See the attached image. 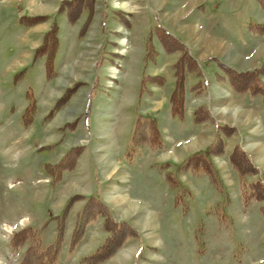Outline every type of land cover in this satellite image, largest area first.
<instances>
[{"label":"rangeland","instance_id":"1","mask_svg":"<svg viewBox=\"0 0 264 264\" xmlns=\"http://www.w3.org/2000/svg\"><path fill=\"white\" fill-rule=\"evenodd\" d=\"M185 1L173 0L158 10L153 0H0V264H46V259H52L58 241L57 225L64 218L61 211L66 204V208L70 204L73 207L67 215L66 245L64 241L61 245L62 238L59 239L64 260L65 249L70 248V255L75 251L76 257L80 256L79 264H88L89 257L109 237V232L101 227L102 222L109 221L114 222L127 238L106 264H264V161L258 160L264 159V130L256 121L264 115L261 110L258 113L250 107L245 98H227L224 99L226 103L212 109V118L217 123L228 125L227 130L236 127L243 131L238 136L235 130L236 142L242 141L240 145L245 152L240 162L244 170L241 175L233 169L230 155L209 159L205 155L200 157L197 152L190 160L176 166L159 160L169 158L168 153L150 158L144 149L134 147L132 140L125 145L124 151L121 144L115 142L110 157L103 149L104 144L91 143L96 92L102 89L101 86L107 87V84L103 85L105 77L110 80L108 87L113 89L120 102L125 93L124 82H130V92L127 89L130 95L138 76L136 65L130 63V58L135 61L140 55L138 40L136 49H130L131 39L140 37L137 17L145 16L151 22L154 34L171 38L160 28L164 27L162 17L173 10L171 5L176 8ZM247 1L228 13L223 12L228 7L224 3L217 11L205 4L202 12H196L200 15L196 23L203 27L210 15H216L210 32L231 51L249 49L253 45V49L245 50L243 55L249 59L257 50L258 59L255 56L251 62L246 61L248 63L238 72L254 71L252 66L259 62L261 70L254 72L264 84V35L256 41L255 37L249 39L246 32L259 5L257 0ZM181 13L180 10L178 15ZM133 17L137 27L132 31ZM37 18L39 22L35 25H27ZM190 19L192 22V17ZM53 25L58 33L57 50L63 54L52 78L60 74L63 94L72 89L69 98H72L74 115L66 114L68 120L73 118V123L68 121L71 126L54 130L51 135L43 129L50 119L46 114L50 112L44 115L46 117L38 116L35 102L38 97L36 79L45 78L44 59L35 57V49ZM149 37L155 38L151 33ZM190 38L191 46L200 45L194 37ZM217 45L228 55L227 48ZM74 56L71 61L70 57ZM96 57L98 64L92 67ZM230 57L235 60L231 54ZM107 59H114V62L104 69V77L101 63ZM200 71L204 76L195 88H200L202 82L204 94L211 76L204 68ZM39 72L41 75L37 76ZM227 72L233 74L230 70ZM92 73L94 83L87 87ZM213 80L218 81V78L214 76ZM255 86L264 87L259 82H255ZM251 87L248 93L253 95L251 92L256 87ZM59 92L57 90L51 96L54 99L52 106L56 105L57 98L58 101L61 99ZM84 95L89 100L81 118L84 122L81 131ZM198 97L195 100L189 98L187 106L204 103L210 106L208 96L207 100L201 95ZM30 103L34 104V109L25 115ZM168 103L170 105L169 99L163 106ZM241 108L253 111L252 117H241L237 113L234 118L233 113L241 112ZM164 137L169 136L164 134ZM163 149L165 151V147ZM69 153L66 169L62 170V166L57 165ZM91 156L101 161L106 174L112 173L110 178L102 179ZM108 158H113L112 166L106 163ZM58 176V181L54 182ZM240 181L244 183L243 195ZM115 198L122 199L123 204L111 206L114 210L110 217V205L106 206L104 202L112 204ZM96 214H100V224L89 226L85 237L80 239V236L78 243L72 244L71 235L88 225ZM76 223L79 228L75 227ZM68 243L71 246H67ZM127 253L128 258L119 259ZM58 258L48 264H56Z\"/></svg>","mask_w":264,"mask_h":264},{"label":"crops","instance_id":"2","mask_svg":"<svg viewBox=\"0 0 264 264\" xmlns=\"http://www.w3.org/2000/svg\"><path fill=\"white\" fill-rule=\"evenodd\" d=\"M171 1L173 0H153V4L155 5L156 9L161 10L162 6L164 8V6H166ZM246 2L248 1L247 0H186L183 3L184 5L183 4L181 6L179 5V7H176V8H175V5H171L173 10L169 13V15L165 14L162 17L163 18L162 22L164 24V27L161 26L160 28L164 32H166L172 39H174L178 44H181L183 45V47L186 48L190 58L192 59L195 65L194 70L191 71L190 73H186L185 75L183 114H182L181 119H179L177 116L171 115V108H170L169 103L163 106V102L168 101L173 91V88H174L175 74H174L173 66L179 60L180 53L176 51L167 53L166 47L170 46L171 48L172 47L171 44H167V46H164L162 42L159 40V34H154V28L152 29L151 22L148 21V19L145 18V16H142V15L138 16L137 18L139 19L138 23L140 26L138 32L140 34V37H138L139 39L138 38L131 39L132 46L130 49L131 50L133 49V51L136 49V48L134 49V47H135L136 41L138 40L141 46L140 50L138 51L142 52V54L139 52L140 54L139 58L138 60L136 59L135 61H134V58L131 59L130 55L128 54L130 61H131L130 62L131 66L136 65L138 76L136 78V81H134L133 85L131 86L130 95L127 92V89L130 92V89L128 88L130 86V82H127L129 85L124 82V85H125L124 89H125L126 94L124 93L125 96L121 95L120 102H117L119 97L118 98L115 97L117 94L115 95L113 89L108 87V83H110V80H108L107 77H105V72H104V69L107 70L109 68L108 66L113 64L114 59H112L111 61L107 59L101 63V69L103 70L104 77H105V83L103 85L107 84V87L101 86L102 89L100 91L97 90L96 92L97 95H96L95 103H94L95 110L93 111L94 115H93V121H91L92 127L90 130V133L92 134V140H93L91 143L98 142L100 144H104L103 149L106 150V153L107 155H109V157L111 156V154H113L112 150L114 149L115 142L117 143V145L121 144V149L123 148V151H124L125 145L130 144V140H132V132H133L135 120L138 115H141V116L152 118L155 120L158 131H159V137L163 145L162 147H165V151L164 149L155 151L154 149H151L147 147L146 145L140 146V148L144 149L146 155L150 156V158H156L157 156H161L163 152H166L168 153L167 156L169 158H166V159L159 158V160L161 161L164 160V162H170L171 165L180 166L184 164L186 160L190 158V156L196 154L197 152L200 153L204 151L205 149L209 148L216 141H218V139L220 140L221 144L219 147H217L216 153L212 155L210 159H212L214 156L215 157L217 156L220 158L221 157L226 158V156H229L232 153V149L236 147H238L244 152V150L242 149L240 145L242 141L236 142L237 140L236 133H238V136H239L241 132L243 133V131L240 128H236V127H232L231 130L229 127V130H227L226 126L228 127V125L224 123H217L216 120L212 118L214 116L212 109H216V107H218L219 104L221 103H226L225 100L227 98L231 100H240L242 98H245L248 101L249 105H251L250 107L258 110V111L255 110L258 113H260V110H261L262 114L264 115V104H263L264 96L259 95V94L250 95L248 93L252 88L251 86L252 85L253 87L255 86V82H259L260 84L264 85L257 78L256 72H254L256 69L259 68L258 67L259 62L258 61H257L258 63L255 62L254 65L252 66V68H254V71L253 70L245 71L247 72L246 73L247 77L245 78L247 80L246 82L247 86L245 88H243V86L240 85V82L242 81L237 82L239 80V76L244 74V73L238 72L239 68L241 69L243 67V64L248 63L246 61L252 60V58H254L255 56H256V59H258V51L255 50L254 51L255 54H253L251 58L247 59V56H244L243 52H245V50L248 52L249 49L252 50L253 45L249 49L239 48L237 51L233 52L231 51V48L228 47V45L223 43V41H219L216 38V36L210 32L213 29V20L215 18L214 16L216 15H212V16L210 15L203 27H200L198 23L196 22H198V19L200 18L199 13L202 12L201 9L203 5L205 4L210 6L211 9L215 8V10L217 11L221 7V4L223 7V3H224V5L228 6L227 9L229 8V10L226 9V10H223V12L228 13V12L233 11L235 8H239L240 5L245 4ZM257 2L259 6L256 7L255 11L252 14V18L250 19L251 22L249 23L250 28L246 29L247 37L249 39L255 37L256 41L259 40V38H261L260 36L264 35V7L260 5V2H264V0H257ZM180 10L182 11V13L178 15ZM197 11L199 13H196ZM195 13L197 15H195ZM190 17H192V22L190 21L191 20ZM132 19L134 21H132L130 24L131 26L130 30L133 31L137 27L135 25L137 22H135L136 20L134 17ZM259 27H261V29H259ZM188 29H194V30L192 31ZM150 33L153 34L155 38L151 39L149 37ZM190 37H194L195 41L198 42L200 45L198 47H195L193 45L191 46ZM148 38L150 39L149 43L151 46L154 47L155 49L154 51L156 54L153 55L151 60L144 62L143 59H144V54H145L146 47L148 44ZM203 40L205 41L204 43H203ZM156 44H158V46H156ZM217 44L223 46L224 48H227L228 55H226L225 54L226 51L223 49H220ZM70 49H74V48H70ZM57 52L54 57V68L55 69H57L56 67L59 66L60 59L63 54V52L60 49H59L58 54ZM230 54L235 57V60L231 59ZM74 58L75 56L70 57V60L72 61ZM128 62H129V59H128ZM230 63L233 64L234 66L231 65ZM97 64H98V60L96 57L95 61L93 62L92 67L94 65L96 66ZM235 66H238V67L236 68ZM202 68H204L205 72L208 73L209 76H211L210 77L211 82L208 83L207 92H206L207 96L210 98L209 99L210 106H207L206 105L207 103L201 104L199 106L198 104L195 106L193 105L187 106V100H189V98H192L195 100L197 99L198 95L203 96L202 98L207 100L206 93L203 94L202 92V88H201L202 82H201L200 88L198 89L195 88L196 84H198V81L200 80V77L202 79V76H204L202 75V72L200 71V69ZM222 70L224 73L222 72ZM229 70L230 72H233L234 76L238 74V76L234 77L237 80V81H234L236 82V84H232V81L230 80L231 73L227 72ZM55 71L57 72V70ZM38 75H41V72H39L37 76ZM144 75L150 76V77H161L162 79H164V82H163L164 84L163 85L161 84L160 86V85H157L156 83H149L145 87L144 91L141 94H139L140 79ZM214 76L218 78V81L213 80ZM59 77H60V74L56 78H52L50 80H47L46 78H44V80L38 81V79H36L38 97L36 98L35 102H36L37 109L39 112L38 116L43 117L48 111L50 112L52 110L51 109L52 107L55 106V105L52 106L54 99H52L51 96H53V94H55V91L57 90L61 92L60 82H62V79ZM94 79H95V75L92 73V77L90 78L87 87L93 85ZM42 82L44 85L43 88L41 87ZM262 89L264 90L263 86H262ZM60 92L57 94L59 95L62 94L63 96L64 95L63 93L65 91L61 93ZM163 95L164 97H162ZM69 97L66 101H64V103L58 106L57 111H55L54 114L50 117V119H48L45 122V127L43 126V129L48 134L52 135L54 130H59L66 126L72 125L73 118L69 120L67 118L68 114L74 115L73 113L74 105L72 104V101H71L72 98L70 99ZM83 98L84 99H82V106H81V113H80L81 131L82 129H84L83 128L84 122L83 123L81 122V118L87 106V100H89L88 98H86V95H84ZM258 99H260V102ZM257 100L258 102L256 103ZM56 101H58V98ZM240 111L241 112L239 111L234 112L233 117L234 118L237 117L236 116L237 113H239V115H242V116L246 115L248 117L250 116L252 117L253 111L247 110L244 108L243 109L241 108ZM222 112L224 111H221V113ZM47 115L48 114H46V116ZM164 117L165 119H163ZM57 118H61L62 121H56ZM263 119H264V116L261 115V120H256L258 121V125H260V128L261 126H263L262 130H264V120ZM68 121H71L72 123ZM235 130H236V133H235ZM164 134H166L169 137L165 138ZM85 139L88 142V137L85 136ZM164 143H165V146H164ZM93 154L94 153H91V155ZM118 157L121 160V155H118ZM91 159H92L91 160L92 164L95 165L97 170L100 172L102 179L106 180L112 173L106 174V171H104L101 165V161L99 159H95L92 156H91ZM108 160L109 161H106V163L108 162L109 163L108 165L112 166L113 164L111 162H113V158H108ZM249 160L251 162L250 158ZM258 160H260V162L264 161L262 157L259 158ZM121 161H122V164L124 165L125 162L123 160ZM107 170H109V168H107ZM123 172L125 173V171ZM104 196H105V193H104ZM104 204L106 206L110 205L109 206V208L111 209L110 213L112 214L109 216L112 217L113 210H114L113 208L115 206L119 207L120 205H122L123 201L122 199L115 198L112 200V204L111 202L110 204H106L104 202ZM66 206L67 204L63 205V209L61 211L63 212L62 214L64 215V218L62 217L63 218L62 226H61L62 228L61 238L62 239H61L60 244L62 245L64 241V246L66 245L65 232L67 229V220H68L67 215L71 213V210L73 207L72 204H70L68 208H66ZM129 209L134 210L131 207H129ZM78 211L80 213L81 210L78 209ZM79 213L78 214L76 213V214L79 215ZM99 215L100 214H96L92 216L88 225L86 224L84 228L82 227L83 230L82 228H79L77 226L78 223L75 224V227L79 228V233L76 234L75 237L74 235H71L72 244L73 243L77 244L78 243L77 238H79L80 236H81L80 239L85 237L86 235L85 233L88 228L90 229L91 225L93 227L94 225L100 222L98 220ZM77 222H78V217H77ZM104 223L102 222V225H101V227L103 228H104ZM58 226L59 225H57V229H58ZM125 238H127V236L124 235L123 241L125 240ZM68 245L69 243L67 244V246ZM65 250H67V252L64 254L66 255V259L64 260L63 258L64 256L62 257V253H61L62 250L60 249L59 250L60 252L57 255L59 258L56 264H79L78 262L80 260V256L76 257L75 251L73 255H70L71 254L70 248L69 249L66 248ZM114 253L110 257H108L106 260H104V262H101L99 264H106L109 261H111L110 258L114 255ZM128 255H129L128 253L124 254L123 256H120L119 259L128 258ZM116 262H119V260H117Z\"/></svg>","mask_w":264,"mask_h":264},{"label":"trees","instance_id":"3","mask_svg":"<svg viewBox=\"0 0 264 264\" xmlns=\"http://www.w3.org/2000/svg\"><path fill=\"white\" fill-rule=\"evenodd\" d=\"M260 5L264 7V2H260ZM37 22H39L38 18L32 19L30 22H27L28 23L27 25L33 26ZM259 29H261V27H259ZM159 40L162 42L164 46H167V44H171V46L173 47V48L172 47L170 48V46L166 47L167 53H171L174 51L180 53L179 60L173 66L174 74H175V84H174V89L169 97V102H170V108H171V115L181 118L183 114L182 103L184 100L185 75L186 73H190L191 71H193L195 65L192 59L190 58L185 47L181 46L180 44H178L177 42H175L173 39L169 38L168 36H165L162 34H159ZM57 46H58L57 27L56 25H53L50 28V30L45 33L42 39L41 45L37 49H35V57H41L44 59V72H45V78L47 80L52 79V76L55 74L54 57L57 51ZM155 54H156L155 51L152 49V46L148 42L146 51L144 54V59H143L144 62L151 60L153 55ZM260 70H261V67L257 69V71H260ZM235 76H238V74ZM235 76L233 74H230V80L232 81V84H236V82H234V81H237L236 78H234ZM246 77H247V74H243L239 76L240 79L237 81V82L242 81L240 82V85L243 86V88L247 86L246 85L247 80L245 79ZM149 83H156L157 85H161L163 83V79L161 77H150L146 75L142 76L140 79V84H139V94H141L144 91L145 87ZM69 91H71V89ZM69 91L66 92L59 101H57L54 108L48 114L47 116L48 118L52 116V114L57 110L60 104L64 103V101L68 99L69 93H70ZM251 94L264 95V90L260 86H258L255 88L254 91L251 92ZM33 109H34V104L30 103L28 107L25 109V115L32 113ZM132 144L136 148L142 145H146L147 147L154 149L155 151L162 149L163 145L160 140L159 131H158V128H157V125L154 119L144 117L141 115L137 116L135 120L134 128H133V132H132ZM220 144H221L220 140L218 139V141H216L212 146L200 152L199 156L202 157L203 155H205L206 157L210 159V157L216 153V149L217 147L220 146ZM70 153L67 154L66 157L63 158L64 160L62 159L63 161L61 160V162L57 165V166H62V170L66 169L65 160L69 158ZM230 156L232 160V167L236 171L237 175L243 174L244 170L241 167L240 162H242L243 161L242 159H244L243 157L244 152L240 150L238 147H236L234 148ZM191 158L192 157H190L188 160H190ZM70 166H71V163H70ZM59 177L60 176H58L57 179H54L55 180L54 182H57ZM240 183L242 184V187H243L244 183L242 181H240ZM244 192H245V189L243 187L242 195L244 194ZM107 222L110 223L109 221ZM107 222L104 223V227L109 232L110 235L105 240V242L102 244V246L98 250H96V252L93 255L89 257L88 264H99L103 262L104 260H106L108 257H110L115 252L117 248L120 247L124 239V234L122 233V231H120L119 227L117 226L115 227L114 222H111L109 225L107 224ZM61 226H62V222L61 223L59 222L58 241H56L55 243L56 245L54 247V254H53L52 259L50 260L46 259V264L51 263L52 260L56 259L57 257L56 254L58 252V249L60 250L59 239L61 238V234H62ZM78 233H79V230L77 229L76 234ZM76 234H74V237L76 236ZM26 264H30V263L27 262ZM40 264H44V262H41Z\"/></svg>","mask_w":264,"mask_h":264},{"label":"bare ground","instance_id":"4","mask_svg":"<svg viewBox=\"0 0 264 264\" xmlns=\"http://www.w3.org/2000/svg\"><path fill=\"white\" fill-rule=\"evenodd\" d=\"M213 45V44H212ZM220 47V46H219ZM239 114V113H238ZM246 116V115H245ZM241 117H242V115H241Z\"/></svg>","mask_w":264,"mask_h":264}]
</instances>
